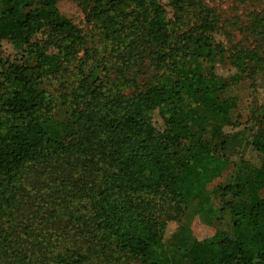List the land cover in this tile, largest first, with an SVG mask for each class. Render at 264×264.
<instances>
[{"label": "trees", "instance_id": "16d2710c", "mask_svg": "<svg viewBox=\"0 0 264 264\" xmlns=\"http://www.w3.org/2000/svg\"><path fill=\"white\" fill-rule=\"evenodd\" d=\"M57 1L0 0V264H264V155L257 164L230 162L220 151L243 131L231 119L236 98L226 92L244 80L264 140V54L256 42L228 52L206 0H74L124 76L112 78L98 63L80 71L64 94L71 118L50 138L42 119L54 101L41 78L84 43ZM190 12L198 22L180 27ZM251 18L252 34L264 41V12ZM19 45L34 66L17 59ZM222 61L232 72L226 78L217 73ZM206 116L214 121L212 146L196 139ZM230 163L218 203L205 207L210 234L166 241L168 223ZM30 170L64 198L45 211L46 224L54 222L46 233L37 216L47 194L25 213L21 184Z\"/></svg>", "mask_w": 264, "mask_h": 264}, {"label": "rangeland", "instance_id": "374dc122", "mask_svg": "<svg viewBox=\"0 0 264 264\" xmlns=\"http://www.w3.org/2000/svg\"><path fill=\"white\" fill-rule=\"evenodd\" d=\"M34 3L31 8L37 7ZM60 15L71 20L77 26H80L82 35L84 36V43L79 47L78 54L71 61L62 63L60 70L57 73L47 74L42 76L40 87L43 91L54 101V108L50 114L42 119V126L50 138H57V123L61 120L71 118V108L65 102L64 94L67 93L73 85L75 79L79 76L80 71H87L96 63L109 69L112 78H120L124 73L118 68L120 67V60L113 56L110 51L112 46L104 39L99 27H95L92 23H86L82 10L77 6L74 0H58L56 3ZM204 6L211 10L214 21L222 29V35L219 39L222 43L227 44L228 52L232 51L235 45H244L248 47L256 46L261 49L264 54V41L260 37L252 34L250 19L252 14L264 12V0H206ZM27 9H23L25 12ZM198 17L193 12L184 14L180 27H189L198 22ZM255 41H254V37ZM84 49L87 50L83 54ZM17 59L28 61L29 66L35 65V58L28 54V51L23 45L16 48ZM82 59L84 62L81 67H78V61ZM223 62V63H222ZM217 64V73L221 77H228L232 72L228 71V64L222 61ZM62 68L64 70L62 71ZM120 70V71H119ZM29 75L33 71H27ZM151 72L148 71V74ZM126 74V73H125ZM128 75V74H126ZM130 76V75H129ZM146 74L139 77L140 82L147 81ZM149 81V80H148ZM151 82V81H150ZM259 96L263 90V83L258 79ZM127 92L132 89L126 88ZM226 93L236 98V107L231 110V119L239 123L238 129L243 130L237 134L231 135L226 139L225 145L220 149L221 153L227 157L230 162L251 161L257 164L259 158L264 155V140L260 135V127L257 124L259 112L250 104V91L248 89V81H241L240 84L230 88ZM206 131L199 134L196 138L200 142L212 146V133L214 129V121L210 116H206ZM247 120L250 121L249 124ZM246 127L245 129H243ZM233 169L230 163L222 176L215 180L204 194L198 195L194 198L189 208L186 209L176 221L169 222L165 232V240L173 241L174 237L177 239L185 237L194 239H202L210 234L211 227L206 225L210 221V215L205 209L206 204L211 203L216 205L218 202L216 190L219 181L225 182ZM23 179L22 200L24 202V209L27 215H31L33 205L36 198L43 201L38 202L41 206V212L37 217H41V227L46 233L54 226L53 223L44 221L45 211H49L53 206L60 204L64 198H61L62 191L55 188H50V185H44L39 176L36 177V172L30 170L26 173ZM36 179L34 180V178ZM33 182V185L32 183ZM202 210V211H200ZM58 226V225H57ZM108 264H139L127 258H120L118 260H104Z\"/></svg>", "mask_w": 264, "mask_h": 264}]
</instances>
